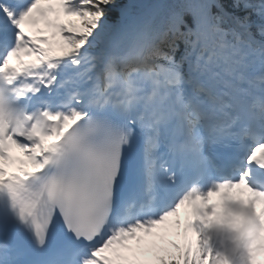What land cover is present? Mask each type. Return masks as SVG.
Wrapping results in <instances>:
<instances>
[{"label":"snow or ice","instance_id":"1","mask_svg":"<svg viewBox=\"0 0 264 264\" xmlns=\"http://www.w3.org/2000/svg\"><path fill=\"white\" fill-rule=\"evenodd\" d=\"M262 225L264 0H0V264H264Z\"/></svg>","mask_w":264,"mask_h":264},{"label":"rangeland","instance_id":"2","mask_svg":"<svg viewBox=\"0 0 264 264\" xmlns=\"http://www.w3.org/2000/svg\"><path fill=\"white\" fill-rule=\"evenodd\" d=\"M186 213H187V209L182 210V212H181V218H183L186 215Z\"/></svg>","mask_w":264,"mask_h":264},{"label":"clouds","instance_id":"3","mask_svg":"<svg viewBox=\"0 0 264 264\" xmlns=\"http://www.w3.org/2000/svg\"><path fill=\"white\" fill-rule=\"evenodd\" d=\"M262 227H264V225H262ZM221 239H222V237H221Z\"/></svg>","mask_w":264,"mask_h":264}]
</instances>
